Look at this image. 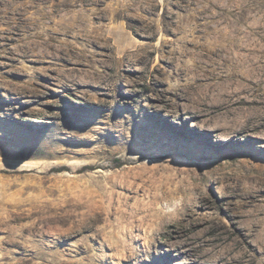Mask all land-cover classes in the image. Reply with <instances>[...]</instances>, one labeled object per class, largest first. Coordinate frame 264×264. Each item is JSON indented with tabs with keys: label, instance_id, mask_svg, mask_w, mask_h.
Listing matches in <instances>:
<instances>
[{
	"label": "rangeland",
	"instance_id": "obj_1",
	"mask_svg": "<svg viewBox=\"0 0 264 264\" xmlns=\"http://www.w3.org/2000/svg\"><path fill=\"white\" fill-rule=\"evenodd\" d=\"M263 40L264 0H0V264H211L175 244L264 204V150L175 90Z\"/></svg>",
	"mask_w": 264,
	"mask_h": 264
},
{
	"label": "bare ground",
	"instance_id": "obj_2",
	"mask_svg": "<svg viewBox=\"0 0 264 264\" xmlns=\"http://www.w3.org/2000/svg\"><path fill=\"white\" fill-rule=\"evenodd\" d=\"M262 51L242 47L217 49L213 54L219 57L220 67L242 64L247 68L249 78L240 74H216L202 70V73L194 75L199 80L190 84L188 90L178 87L175 93L185 95L192 109L203 114L204 122L217 125L221 121L225 129L236 132L239 138L264 150L254 143L256 134L264 129V95L259 92L247 93L256 83L264 82ZM225 68L220 71H225ZM254 183L264 189L263 180H255ZM258 190L247 191V200L243 205L233 208L226 206V211L232 210L233 213L232 228L227 236L210 238L205 237L206 231L200 232L179 239L175 249L194 254L196 260L202 261L206 257L211 264H256L258 254L264 252V204ZM234 193L242 194L237 188ZM248 205L250 209H243ZM212 222H209V228L220 231V226ZM200 224L204 223L195 222L193 226Z\"/></svg>",
	"mask_w": 264,
	"mask_h": 264
}]
</instances>
